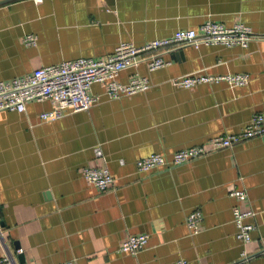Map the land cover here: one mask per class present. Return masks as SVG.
<instances>
[{
  "label": "crops",
  "instance_id": "crops-1",
  "mask_svg": "<svg viewBox=\"0 0 264 264\" xmlns=\"http://www.w3.org/2000/svg\"><path fill=\"white\" fill-rule=\"evenodd\" d=\"M205 19L248 25L239 45L190 44L160 49L170 60L121 70L150 81L146 91L111 98L94 83L85 110L41 119L50 99L24 111L0 110V257L16 264H264V136L242 139L188 161L140 171L136 160L237 133L253 113L264 124V0H0V79L81 56L102 58L121 41L135 45L196 28ZM36 42L27 45L24 35ZM245 72L224 81L176 87L190 73ZM102 156L95 154V148ZM107 166L114 184L99 191L82 167ZM243 190L245 199L229 192ZM250 208V240L235 237L232 208ZM201 212L192 233L185 215ZM148 233L136 254L119 250L130 233ZM21 249L20 251H17ZM22 255L20 262L18 255Z\"/></svg>",
  "mask_w": 264,
  "mask_h": 264
},
{
  "label": "built area",
  "instance_id": "built-area-1",
  "mask_svg": "<svg viewBox=\"0 0 264 264\" xmlns=\"http://www.w3.org/2000/svg\"><path fill=\"white\" fill-rule=\"evenodd\" d=\"M251 38L252 31L244 23L236 21L227 26L219 21L205 19L196 28L177 29L168 37L151 39L143 45L121 41L112 53L102 58L81 56L66 59L36 67L29 73L9 79H0V110L22 112L28 101L50 99L53 107L41 111L39 116L44 120L57 119L67 111L88 109L95 101V97L91 93V86L94 83H102L105 93L111 98L148 90L150 81L145 75L133 74L126 82L120 81L118 77L121 70L135 66L142 60H146L148 70L167 65L170 60L160 55V49L170 50L182 44H190L193 47L200 44L245 47ZM23 42L32 45L36 42V36L28 33L24 35ZM220 80L229 86H240L247 82L248 74L245 72L219 75L190 73L173 77L171 83L176 87L187 88L197 83ZM257 135L264 136L263 117L260 113H253L237 133L212 136L204 144L190 145L175 150L168 157L159 152H151L137 159L136 166L138 170L146 171L155 167L182 163L199 157L212 149L229 146L242 139ZM95 154L102 156L100 148H95ZM81 173L99 191H105L114 184V176L105 165L100 167L86 165L82 167ZM229 194L236 200L245 199L243 190H232ZM231 212L236 227V239L241 243L249 242L253 224L243 221V218L251 216L253 211L250 208L241 210L234 206ZM201 219V212L194 209L185 215L184 223L187 229L194 233L199 229ZM147 240L148 233H130L122 239L119 250L136 254L143 249ZM0 264L16 263L10 256L4 255L0 257ZM55 264H74V261L67 259ZM173 264L188 263L179 258Z\"/></svg>",
  "mask_w": 264,
  "mask_h": 264
},
{
  "label": "water",
  "instance_id": "water-1",
  "mask_svg": "<svg viewBox=\"0 0 264 264\" xmlns=\"http://www.w3.org/2000/svg\"><path fill=\"white\" fill-rule=\"evenodd\" d=\"M18 259H19V261L20 262H23V257H22V255L20 254V255H18Z\"/></svg>",
  "mask_w": 264,
  "mask_h": 264
}]
</instances>
